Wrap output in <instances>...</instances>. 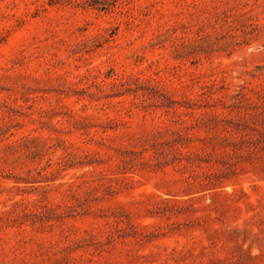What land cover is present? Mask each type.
Returning <instances> with one entry per match:
<instances>
[{
    "label": "rangeland",
    "instance_id": "rangeland-1",
    "mask_svg": "<svg viewBox=\"0 0 264 264\" xmlns=\"http://www.w3.org/2000/svg\"><path fill=\"white\" fill-rule=\"evenodd\" d=\"M0 264H264V0H0Z\"/></svg>",
    "mask_w": 264,
    "mask_h": 264
}]
</instances>
